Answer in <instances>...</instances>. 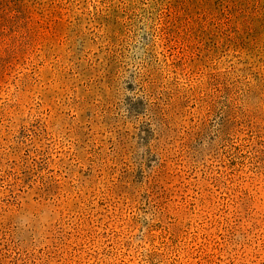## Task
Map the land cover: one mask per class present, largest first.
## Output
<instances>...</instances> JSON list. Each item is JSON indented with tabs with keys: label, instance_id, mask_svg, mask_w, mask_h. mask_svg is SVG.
<instances>
[{
	"label": "rangeland",
	"instance_id": "1",
	"mask_svg": "<svg viewBox=\"0 0 264 264\" xmlns=\"http://www.w3.org/2000/svg\"><path fill=\"white\" fill-rule=\"evenodd\" d=\"M0 264H264V0H0Z\"/></svg>",
	"mask_w": 264,
	"mask_h": 264
}]
</instances>
